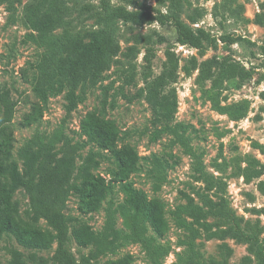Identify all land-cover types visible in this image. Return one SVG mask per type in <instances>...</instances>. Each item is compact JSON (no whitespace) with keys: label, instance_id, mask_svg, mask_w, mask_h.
<instances>
[{"label":"rangeland","instance_id":"rangeland-1","mask_svg":"<svg viewBox=\"0 0 264 264\" xmlns=\"http://www.w3.org/2000/svg\"><path fill=\"white\" fill-rule=\"evenodd\" d=\"M108 1L128 9L137 7L136 2H140L152 10L166 14L172 12L170 0ZM31 2L0 0V92L7 91L14 104L11 119L3 124L11 130L12 159L17 162L19 171L22 167V159L18 155L21 149L28 147L30 152L37 153L40 143L52 141L50 148L57 151L67 138L83 145L80 149L82 157L94 153L100 162L96 171L109 179V171L116 167L110 152L102 150L80 133V118L93 109L118 126L119 145L128 143L142 157L149 159L152 154H157L166 161V165L156 173V181L151 177L152 164L147 159L140 161V168L129 179L149 198H159L165 204L169 227L164 236L152 244L153 253L140 242L119 238V246L114 251L107 250L92 257L95 245L78 246L69 234L65 246L77 263L101 264L107 259L130 253L134 264H257L248 244L230 237L207 239L201 233L192 245L189 244V233L175 223L171 211L186 203V194L191 195L195 203L202 204L194 192L204 186L201 180L196 179L200 174L196 169L199 165L208 175L226 182L224 195L230 209L243 216L247 221L246 227L252 228L250 231L264 243V213L254 211V208H264V194L257 186L259 181H264V172L259 178L250 180L243 174L264 164V153L256 145H264V0H179L174 13L176 17L194 30L203 28L214 38L210 43L204 42L202 48L177 42L171 20L166 25L157 21L135 24L121 19L105 22L99 21L96 13L89 16L80 10L83 4L97 6L101 0L71 1L76 9L68 24L56 29L44 42L32 37L31 30L23 22L24 8ZM101 28L109 31L119 44V50L110 56L109 68L102 79L95 85L86 83L78 87L76 107L67 111V79L62 73L52 70L51 86L54 88L48 91L45 100H41L33 89L39 64L44 59L66 55V51L61 49V41H67L75 34L86 41L89 32ZM137 34H150L151 43L136 42ZM226 35L237 39L232 43L224 42L220 37ZM162 36L164 41H159ZM167 47L172 48L179 58L178 78L174 83L178 97L175 121L188 125L184 132V141L190 147L188 150L181 142L172 144V136L166 133L154 139L148 103L141 95H136L144 85L146 50L151 48L154 54L152 71L158 74L165 61ZM192 58L197 66L202 60L214 58L218 62L213 66L215 74L220 62L236 60L251 74L245 80H226L219 88H213L211 80L200 79L198 67H191ZM185 66L191 67L189 71ZM210 96L214 99L211 100ZM34 104L41 106L42 116L26 125L23 120ZM238 113H242V117L236 118ZM160 175L165 178L160 180ZM113 186L112 193L105 200H113L116 206L124 201V193L119 184ZM14 196L20 202L23 218L48 228L44 219H35L28 214L29 196L24 189L16 188ZM106 204L104 201L99 211L84 215L78 209V198L71 193L64 212L87 222L98 232L104 223L103 208ZM115 216V227L121 230L120 235L129 233V227L123 224V215L117 211ZM207 220L218 218L209 215ZM151 231L150 234L153 233ZM158 244L166 252L156 251ZM56 248L57 241L49 249L26 248L5 233L0 239V262L38 264V257H44L49 259L48 264H52L50 258ZM32 255L36 256L34 260Z\"/></svg>","mask_w":264,"mask_h":264},{"label":"trees","instance_id":"trees-1","mask_svg":"<svg viewBox=\"0 0 264 264\" xmlns=\"http://www.w3.org/2000/svg\"><path fill=\"white\" fill-rule=\"evenodd\" d=\"M71 1L73 0H32L23 11V22L31 30L32 37L46 42L56 29L68 24L70 16L76 9ZM136 3L137 7L128 9L124 5H112L108 0H101L97 6L83 4L80 10L89 16L96 13L99 15V21L105 22L121 19L135 24L157 21L161 25H166L168 20H171L175 28L176 41L194 48H202L204 42L210 43L214 40L203 28L194 30L176 17L174 13L179 7V0H170L173 14L152 10L143 3ZM87 36L86 41L77 34L67 41H61V49L66 51V55L44 59L39 64V73L35 77L33 89L41 100H45L48 91L54 88L51 86L52 70L62 73L67 79L68 89L65 93L67 111L76 107L78 87L86 83L95 85L102 79L104 72L109 68L110 56L119 50V44L104 28L91 31ZM220 39L232 43L237 38L226 35ZM135 41L150 44L152 38L150 34H137ZM159 41H164V37H159ZM150 49L148 48L144 54L145 69L142 76L144 85L136 95L138 97L141 95L148 103L154 139L166 133L172 136L170 139L172 144L176 141L181 142L188 150L189 144L184 141V132L188 125L175 121L178 97L174 83L178 78L179 58L172 48L167 47L164 51L165 61L162 69L158 74H154L152 71L154 54ZM191 63V67H198L200 79L211 80L213 88H219L226 80L236 78L245 80L251 74L250 70L236 60L220 62L216 74L213 66L218 62L214 58L202 60L198 66L192 58ZM191 67L185 66V69L189 71ZM213 97L210 96L211 100ZM13 107L8 92L1 91L0 239L7 233L23 247L33 249H49L52 243L57 241L56 251L50 258L52 264H88V261L77 263L71 251L67 250L65 245L69 234L78 246L95 245L90 255L92 257H97L107 250L114 251L119 246V238L140 242L152 254V244L157 238L164 236L169 227L165 204L159 198H149L143 189L136 188L129 180L131 174L140 168V161L147 158L140 156L136 148L128 143L119 145L118 126L94 109L87 111L79 120L80 133L102 150L110 152L113 157L116 167L109 171V179L96 171L100 162L95 159L94 153L90 152L82 157L80 149L83 145L71 142L67 138L57 151L50 148L52 141L40 143L37 153L30 152L28 147L21 149L18 155L22 159V167L19 171L17 162L12 159L11 130L7 124H3L11 119ZM242 115L238 113L236 118ZM41 116V106L34 104L32 110L26 114L24 124L29 125ZM256 145L264 153V145L258 143ZM147 160L152 164L151 177H155L156 181L158 175L156 173L166 165V161L157 154H152ZM196 169L200 172L196 179L201 180L204 186L200 191L197 189L194 192L202 204L195 203L193 197L186 194V203L178 205L171 211L175 223L189 233V244L192 245L195 237L201 233H204L207 239L230 237L247 243L257 264H264V243L256 233L250 231L252 228L246 227L247 221L243 216L235 214L230 209L224 195L226 182L208 175L199 168V165ZM263 172L264 164H260L243 174L250 180L259 178ZM159 177L160 180L165 178L163 175ZM115 183L119 184L120 190L124 193V201L116 206L113 200H105L112 193ZM257 186L264 194V181H259ZM18 187L24 189L29 196L28 214L35 219H44L48 228L30 223L22 217L20 202L14 196V191ZM71 193L78 198V209L84 215L99 211L106 201L107 204L103 208L104 223L100 231L95 232L87 222L65 214L66 201ZM214 196L216 198H213ZM117 211L123 215V224L129 227V233L120 235L121 230L115 227ZM254 211L264 213V208H254ZM209 215L217 217L218 220H207ZM150 231L153 233L150 234ZM156 251L166 252L159 244ZM35 257L32 255L33 260ZM37 260L38 264L49 263V259L44 257H38ZM133 260L132 254L127 253L115 259H107L101 264H134Z\"/></svg>","mask_w":264,"mask_h":264}]
</instances>
